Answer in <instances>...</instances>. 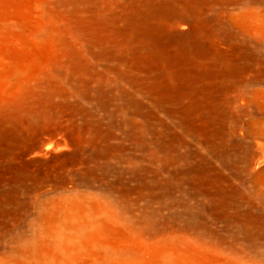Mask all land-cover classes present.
I'll return each mask as SVG.
<instances>
[{
  "label": "rangeland",
  "instance_id": "1",
  "mask_svg": "<svg viewBox=\"0 0 264 264\" xmlns=\"http://www.w3.org/2000/svg\"><path fill=\"white\" fill-rule=\"evenodd\" d=\"M0 264H264V0H0Z\"/></svg>",
  "mask_w": 264,
  "mask_h": 264
}]
</instances>
